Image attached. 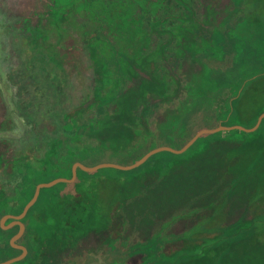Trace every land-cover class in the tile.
Wrapping results in <instances>:
<instances>
[{"label":"trees","instance_id":"obj_1","mask_svg":"<svg viewBox=\"0 0 264 264\" xmlns=\"http://www.w3.org/2000/svg\"><path fill=\"white\" fill-rule=\"evenodd\" d=\"M17 18L31 125L21 147L0 139V218L75 162L129 165L264 112V0H29ZM21 221L27 254L11 264H264V118L131 170L77 168ZM17 229L0 226V262L20 253Z\"/></svg>","mask_w":264,"mask_h":264},{"label":"rangeland","instance_id":"obj_2","mask_svg":"<svg viewBox=\"0 0 264 264\" xmlns=\"http://www.w3.org/2000/svg\"><path fill=\"white\" fill-rule=\"evenodd\" d=\"M28 2L29 0H0V139H12L13 148L21 147L31 125L18 113V110L24 111V108L16 107V101L17 93L29 95L30 98L32 95L26 87L20 88L23 77L15 75V70L21 68L22 52L27 48L16 28L17 16L28 7ZM79 69L81 73H73L71 81L77 96L83 95V88H88L92 80V70L87 68L84 56L80 59ZM77 179L81 184L86 183L85 176H79ZM96 179L92 177L88 180ZM4 236H0V242ZM7 255V251L0 250V259Z\"/></svg>","mask_w":264,"mask_h":264},{"label":"water","instance_id":"obj_3","mask_svg":"<svg viewBox=\"0 0 264 264\" xmlns=\"http://www.w3.org/2000/svg\"><path fill=\"white\" fill-rule=\"evenodd\" d=\"M263 118H264V112H262L258 115L254 125L252 127H249V128L243 127L241 125L224 126V125L219 124L218 126H216L214 128L200 129L179 149H175L173 147L166 146V145L159 146V147H156V148L149 150L144 155H142L138 160H136L135 162H133L129 165H121V164L113 163V162H102V163H98V164L93 165V166H86L80 162L73 163L71 166V176L69 178L57 177V178H54L50 181L40 182V183L36 184L34 191H33V194H32V197L26 202V204L23 206V208L19 214H17V215L5 214L0 218V226L4 229H7V228L14 226V225L18 226L16 233L10 238L9 242H10L11 246H13L15 248H19L21 250V252L18 255L11 257L9 259H6L4 261H1L0 264H11L13 262H16V261L23 259L24 256L26 255L27 251H26L25 246L17 244L16 240H18L24 232V224L22 223L21 220L25 216L28 209L35 203V201L39 195L40 189L54 186L55 184H57L59 182L71 183L76 177L77 168H79L80 170L85 171V172H94V171L101 169V168H114V169H119V170H131V169H134V168L140 166L150 156H152L153 154L160 152V151H169V152L174 153V154H181L186 149H188L197 140L198 137H200L203 134H212V133H216L218 131H228V130H232V129H238V130H241L244 132H252L258 128V126H259V124ZM6 219H10V221L7 224H5Z\"/></svg>","mask_w":264,"mask_h":264},{"label":"flooded vegetation","instance_id":"obj_4","mask_svg":"<svg viewBox=\"0 0 264 264\" xmlns=\"http://www.w3.org/2000/svg\"><path fill=\"white\" fill-rule=\"evenodd\" d=\"M21 236H22V235H21ZM17 241H18V240H16V242H17ZM20 245H21V244H20ZM18 249H19V248H18ZM26 251H27V249H26ZM20 252H21V250H20ZM26 254H27V253H26ZM25 256H26V255H25ZM25 256H24V257H25Z\"/></svg>","mask_w":264,"mask_h":264},{"label":"crops","instance_id":"obj_5","mask_svg":"<svg viewBox=\"0 0 264 264\" xmlns=\"http://www.w3.org/2000/svg\"><path fill=\"white\" fill-rule=\"evenodd\" d=\"M7 220V219H6ZM6 222V221H5ZM15 226V225H14ZM11 227H13V226H11ZM11 227H9V228H11ZM15 248V247H14ZM18 249V248H17Z\"/></svg>","mask_w":264,"mask_h":264}]
</instances>
